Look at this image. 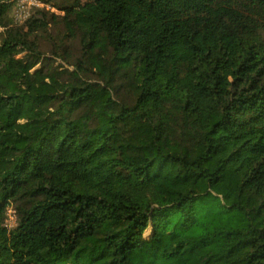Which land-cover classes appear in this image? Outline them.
I'll list each match as a JSON object with an SVG mask.
<instances>
[{
  "label": "trees",
  "instance_id": "obj_1",
  "mask_svg": "<svg viewBox=\"0 0 264 264\" xmlns=\"http://www.w3.org/2000/svg\"><path fill=\"white\" fill-rule=\"evenodd\" d=\"M41 1L0 0V264H264V0Z\"/></svg>",
  "mask_w": 264,
  "mask_h": 264
},
{
  "label": "rangeland",
  "instance_id": "obj_2",
  "mask_svg": "<svg viewBox=\"0 0 264 264\" xmlns=\"http://www.w3.org/2000/svg\"><path fill=\"white\" fill-rule=\"evenodd\" d=\"M89 0H82V2H88ZM38 4L34 5V3H30L28 0H17L11 15L13 17V23H22L26 16L32 11L34 7H49L48 5L42 3L41 0H37ZM53 9V8H51ZM9 214V215H8ZM7 224L10 225L14 221V215L11 210L6 214Z\"/></svg>",
  "mask_w": 264,
  "mask_h": 264
},
{
  "label": "built area",
  "instance_id": "obj_3",
  "mask_svg": "<svg viewBox=\"0 0 264 264\" xmlns=\"http://www.w3.org/2000/svg\"><path fill=\"white\" fill-rule=\"evenodd\" d=\"M30 3H34V5H37L38 4V2H37V0H28ZM37 3V4H36Z\"/></svg>",
  "mask_w": 264,
  "mask_h": 264
}]
</instances>
